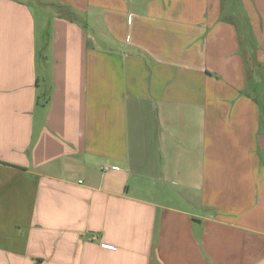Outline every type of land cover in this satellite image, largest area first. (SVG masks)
Segmentation results:
<instances>
[{
  "label": "crops",
  "instance_id": "1",
  "mask_svg": "<svg viewBox=\"0 0 264 264\" xmlns=\"http://www.w3.org/2000/svg\"><path fill=\"white\" fill-rule=\"evenodd\" d=\"M33 1L0 0V264H264V0L244 58L223 0Z\"/></svg>",
  "mask_w": 264,
  "mask_h": 264
},
{
  "label": "rangeland",
  "instance_id": "2",
  "mask_svg": "<svg viewBox=\"0 0 264 264\" xmlns=\"http://www.w3.org/2000/svg\"><path fill=\"white\" fill-rule=\"evenodd\" d=\"M29 4L31 5L32 9L36 12L39 11V5H37L33 0H28ZM233 4L235 5V7L239 6V0H232ZM229 4H230V0H223L222 1V5H223V9L224 12L222 14V18L220 19V21L218 23H222L225 24L226 23H230L231 25H233V28L235 30V32L237 33L238 36V41H239V55L244 58L245 56H247V54L249 56H257V47H261L259 45V43L261 42V33H257V35L251 32L252 36H248L247 33L245 32V30H247V28L244 26V21L243 19L248 20V17L243 15L242 18H239L237 13L233 10L232 12V19L229 18V16L226 14L228 9H229ZM243 10L245 9L248 10L250 12V10H253L255 15L258 16L259 13H261L260 15H262L263 9L261 6V1L260 0H245L244 1V6L241 3ZM41 10V9H40ZM237 10V9H235ZM59 12V11H58ZM224 43H223V53L224 54H229L231 52L230 48H229V43L230 41L227 42V38L224 35ZM253 44L255 45V47H253ZM257 48V49H256ZM253 85H254V89H252V92H254L257 96V99L260 101L262 108H264V87L262 84L257 83L256 81H252ZM251 91V89H250Z\"/></svg>",
  "mask_w": 264,
  "mask_h": 264
},
{
  "label": "built area",
  "instance_id": "3",
  "mask_svg": "<svg viewBox=\"0 0 264 264\" xmlns=\"http://www.w3.org/2000/svg\"><path fill=\"white\" fill-rule=\"evenodd\" d=\"M104 169H106V168H104Z\"/></svg>",
  "mask_w": 264,
  "mask_h": 264
}]
</instances>
